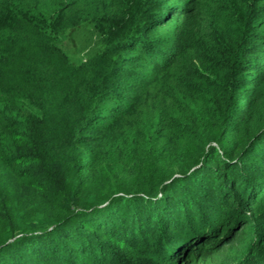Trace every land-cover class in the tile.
Here are the masks:
<instances>
[{
    "label": "trees",
    "instance_id": "16d2710c",
    "mask_svg": "<svg viewBox=\"0 0 264 264\" xmlns=\"http://www.w3.org/2000/svg\"><path fill=\"white\" fill-rule=\"evenodd\" d=\"M215 256L264 264V0H0V264Z\"/></svg>",
    "mask_w": 264,
    "mask_h": 264
},
{
    "label": "rangeland",
    "instance_id": "374dc122",
    "mask_svg": "<svg viewBox=\"0 0 264 264\" xmlns=\"http://www.w3.org/2000/svg\"><path fill=\"white\" fill-rule=\"evenodd\" d=\"M87 35L88 32L82 29V31L79 32H72L65 39V50L74 64H81L87 58V52H91L88 50L90 46L87 47L89 45V38ZM196 181L198 182V180ZM9 189L14 205L26 212V218L29 222L35 219L37 212L49 211V213L53 215L56 213L51 201L46 199L36 189L23 187L19 183L11 184ZM204 194L208 195V197L211 196L209 190ZM210 204L212 205V203ZM212 260L207 259L204 263L202 262L200 264H211V262L217 264L216 262L220 261L217 256L213 257Z\"/></svg>",
    "mask_w": 264,
    "mask_h": 264
}]
</instances>
